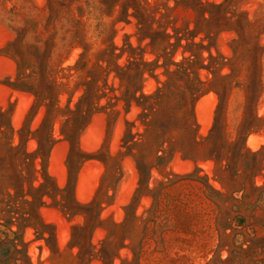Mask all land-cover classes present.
Segmentation results:
<instances>
[{"label": "rangeland", "instance_id": "374dc122", "mask_svg": "<svg viewBox=\"0 0 264 264\" xmlns=\"http://www.w3.org/2000/svg\"><path fill=\"white\" fill-rule=\"evenodd\" d=\"M0 111V264H264V0H0Z\"/></svg>", "mask_w": 264, "mask_h": 264}, {"label": "bare ground", "instance_id": "6f19581e", "mask_svg": "<svg viewBox=\"0 0 264 264\" xmlns=\"http://www.w3.org/2000/svg\"><path fill=\"white\" fill-rule=\"evenodd\" d=\"M212 102L209 100V104H211Z\"/></svg>", "mask_w": 264, "mask_h": 264}, {"label": "trees", "instance_id": "16d2710c", "mask_svg": "<svg viewBox=\"0 0 264 264\" xmlns=\"http://www.w3.org/2000/svg\"><path fill=\"white\" fill-rule=\"evenodd\" d=\"M0 114H1V111H0Z\"/></svg>", "mask_w": 264, "mask_h": 264}]
</instances>
